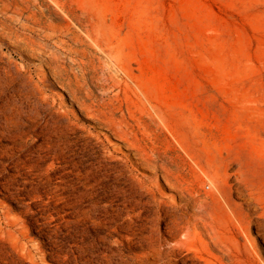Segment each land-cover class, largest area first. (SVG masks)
Returning <instances> with one entry per match:
<instances>
[{
	"label": "rangeland",
	"instance_id": "obj_1",
	"mask_svg": "<svg viewBox=\"0 0 264 264\" xmlns=\"http://www.w3.org/2000/svg\"><path fill=\"white\" fill-rule=\"evenodd\" d=\"M0 264H264V0H0Z\"/></svg>",
	"mask_w": 264,
	"mask_h": 264
},
{
	"label": "bare ground",
	"instance_id": "obj_2",
	"mask_svg": "<svg viewBox=\"0 0 264 264\" xmlns=\"http://www.w3.org/2000/svg\"><path fill=\"white\" fill-rule=\"evenodd\" d=\"M142 159L147 164H150L153 160L163 161L165 157H162L161 155H157L154 153L153 154L145 153ZM161 166L164 172V179L166 180V182L181 193L180 200L182 199H186L187 201L194 200L193 204L197 206L199 204V201H197L198 194L196 192L199 185L197 179H195V176L197 174L194 173L192 170L190 171L188 170L187 163L185 162V160H183V157L181 155L172 157V160L170 161H163V164ZM204 174L205 176L208 177V174L206 173ZM214 184H216V182ZM217 187H218V182H217ZM188 206H190V209L195 208L192 204H189ZM207 222L208 219L206 218L204 222L205 225L208 224ZM190 228L191 225H188L186 229L190 230ZM182 244H184V242H182Z\"/></svg>",
	"mask_w": 264,
	"mask_h": 264
}]
</instances>
